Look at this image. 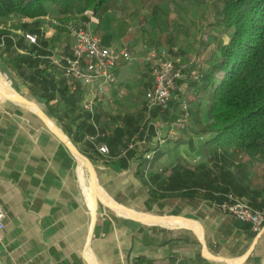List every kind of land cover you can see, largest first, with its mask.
Segmentation results:
<instances>
[{
  "label": "crops",
  "instance_id": "0c3cea01",
  "mask_svg": "<svg viewBox=\"0 0 264 264\" xmlns=\"http://www.w3.org/2000/svg\"><path fill=\"white\" fill-rule=\"evenodd\" d=\"M139 9L138 0H115L99 16L87 15V27L103 43L119 48L128 42L132 56L129 61L119 62L115 83L92 100L91 109L108 136L123 124L124 114H142L155 134L147 138L144 134L143 139L135 135L130 144L140 147L146 138L148 146L158 145L165 153L155 167L146 166L140 175L137 155L128 158L123 151L115 155L101 153L98 145L104 142H94L96 152L90 161L95 173V196L83 160L50 130L32 105L0 93V206L5 223L0 231V264H264V225L256 232L250 223L221 212L203 199L189 202L178 197L167 200L162 207L158 202L148 205L144 178L177 157L193 163L200 156L197 140L207 137H170L175 113L170 121H164L160 115L150 117L144 92L151 82V60L147 55L152 50L140 52L146 46L139 31ZM47 12L42 27L45 37L50 39L53 55L69 52L73 40L62 43L61 34L65 31L57 26L62 20L67 21L66 15L57 14L51 4L47 5ZM79 14L73 15L80 17ZM24 19L30 20H21ZM210 48L208 53L213 45ZM204 58L210 59L209 55ZM18 82L23 83L0 58V86L32 100L15 88ZM23 86L28 87L24 83ZM183 86L184 79L176 84L180 92ZM88 99L85 92L82 102ZM36 103L48 123L81 151L84 145L70 139L44 103V107ZM159 135L165 138L163 143H159ZM92 137L86 139L93 142ZM176 139L178 143L174 142ZM244 160L248 163L250 187L260 189L264 181L263 159L258 155L244 156ZM163 209L172 215L147 213H160Z\"/></svg>",
  "mask_w": 264,
  "mask_h": 264
},
{
  "label": "trees",
  "instance_id": "16d2710c",
  "mask_svg": "<svg viewBox=\"0 0 264 264\" xmlns=\"http://www.w3.org/2000/svg\"><path fill=\"white\" fill-rule=\"evenodd\" d=\"M114 1L0 0V16L17 14L30 19L21 20L14 29L0 28V58L35 97L43 100L70 139L84 145V155L91 159L96 152L94 142H104L111 155L122 151L128 158L137 155V172L143 175L144 168L155 167L165 153L160 146L145 143L147 136L155 134L153 126H148L142 114H124L123 124L115 127L111 136L106 135L93 108L82 106L85 88L52 62L50 39L42 27L48 4L66 17L80 13V20L87 24L89 18L84 11L99 16ZM214 23L229 32V39L219 44L212 58L201 63L195 76L186 79L188 88L203 94L207 102L208 120L196 132L207 137L201 143L205 153H199L193 163L177 157L144 178L149 206L158 202L162 207L167 200L178 197L189 202L197 198L220 203L228 193L245 198L254 208L264 206V181L260 189L250 187L248 163L244 160V156L259 155L264 165V0H222ZM25 32L35 33L36 42H27ZM171 101L165 110L151 109L150 117L160 115L170 121L177 108V102ZM144 134L145 142L140 147L129 145L135 135L143 139ZM87 136H94V141ZM189 143L193 148L191 139ZM151 149L152 158H145L143 153ZM257 197L261 199L257 201Z\"/></svg>",
  "mask_w": 264,
  "mask_h": 264
},
{
  "label": "rangeland",
  "instance_id": "374dc122",
  "mask_svg": "<svg viewBox=\"0 0 264 264\" xmlns=\"http://www.w3.org/2000/svg\"><path fill=\"white\" fill-rule=\"evenodd\" d=\"M138 1L140 5L139 16L141 17L139 31L141 32V36L146 40L142 39L146 47L143 46L145 48L140 49V52L146 53L148 51L146 49L150 48L154 54L152 60L153 58L159 59L160 57L171 60L174 64L181 66L185 74L184 78L181 79H184L186 86H183L181 92L176 88L173 92V96L175 97L172 100L177 101L175 114L180 113V102L184 98L191 115L187 120L186 126L177 130L170 137H179L180 139V137H189L190 134H198L196 132L208 120L205 110L207 102L203 94H196L188 88V80L186 79L189 76H195L200 67L199 65L206 60L204 57L209 55L212 58L219 44L227 42L229 39V32L221 26H216L214 23L216 11L221 7L222 0ZM21 19L22 17L16 14L11 18L2 16L0 17V28H15ZM78 19H80L79 16L72 14L66 17V22L64 20L59 22L61 25L57 26H61L60 29L62 30L60 31H65L66 33L61 34L62 39L60 41L62 43H68L69 38L71 41L73 40L68 30V24ZM50 24L48 23L47 26L52 27ZM212 45L214 48L212 51L210 50L211 53H208V49ZM182 80H178L176 84L180 85ZM14 86L16 89L18 88L22 91L23 94L32 98V100L40 102L42 107H44L45 103L43 100L35 97L27 86H23L22 82L15 83ZM45 106L47 107L46 104ZM197 141L200 143V146L198 145V152L204 154L203 150L205 151L206 148L201 146L204 140ZM159 212L152 211L147 213L153 215H172L164 209Z\"/></svg>",
  "mask_w": 264,
  "mask_h": 264
},
{
  "label": "built area",
  "instance_id": "2783aa9c",
  "mask_svg": "<svg viewBox=\"0 0 264 264\" xmlns=\"http://www.w3.org/2000/svg\"><path fill=\"white\" fill-rule=\"evenodd\" d=\"M86 15H93L91 10L84 11ZM68 30L73 37L69 47V52L59 56L52 55L50 58L57 69H62L66 76L78 81L89 95V99L82 102V106L91 109L92 100L101 93L105 87L114 84L116 81L115 69L121 60L129 61L132 56L129 51L128 42H124L119 48L112 47L102 42L99 35L89 29L80 19L71 21ZM24 38L27 42H36V34L25 32ZM152 51L147 55L151 60L148 70L151 76L150 85L144 92V103L146 108L158 107L165 110L176 89V81L184 78L183 68L174 64L173 61L160 57L153 58ZM181 111L171 121L169 133L173 134L177 130L186 126L190 118L188 104L184 98L180 102ZM159 143H163L165 138L157 136ZM89 138H93L89 136ZM131 146V144H130ZM101 153H108V147L104 143L98 145ZM154 150H148L144 157L151 159ZM198 158H196L197 160ZM221 212L226 213L238 220L251 224L254 231L258 232L264 225V206L254 208L245 198H241L228 193L226 198L220 203H212ZM4 213L0 206V231L4 228Z\"/></svg>",
  "mask_w": 264,
  "mask_h": 264
},
{
  "label": "water",
  "instance_id": "95a60500",
  "mask_svg": "<svg viewBox=\"0 0 264 264\" xmlns=\"http://www.w3.org/2000/svg\"><path fill=\"white\" fill-rule=\"evenodd\" d=\"M0 93L3 94L5 97H8V98L13 99L15 101H18V102H21V103H25V104H31V105H33V106L36 107V110H37L36 113L42 119V121H44L47 124V126L50 128V130L55 135H57L59 138H61L67 144V146L69 147V149L75 155H77L80 159L83 160V162L85 163V165L88 168L89 173L91 175V185H92L93 192H94V194L96 196L97 189H96L95 173H94V170H93L92 163H91L90 159L86 155H84L69 139H67L66 137H64L63 134L60 132V130L58 128L51 127V126L48 125V123H47V121L45 119V113L43 112V110L38 106V104L34 100L28 99V98L23 97L21 95L12 96V95H9L7 93L2 92L1 89H0ZM120 207L125 208L123 206H120ZM125 209L130 211V209H127V208H125ZM122 213H124L126 215H129L131 217H134L136 219H139V220H142V221H146V220H143L140 217L136 216L135 214L125 213V212H122Z\"/></svg>",
  "mask_w": 264,
  "mask_h": 264
},
{
  "label": "bare ground",
  "instance_id": "6f19581e",
  "mask_svg": "<svg viewBox=\"0 0 264 264\" xmlns=\"http://www.w3.org/2000/svg\"><path fill=\"white\" fill-rule=\"evenodd\" d=\"M0 89H1L2 91H4L5 93L9 94V95H12V96H18V94H17L16 92H14V91H12V90H9V89H6V88L3 87V86H0ZM30 105H31V104H30ZM32 108H33V110H34L35 112L37 111L35 106L32 105ZM45 119H46V121H47V116H46V115H45ZM47 123H48V121H47ZM48 125L51 126L49 123H48ZM51 127H53V126H51Z\"/></svg>",
  "mask_w": 264,
  "mask_h": 264
}]
</instances>
